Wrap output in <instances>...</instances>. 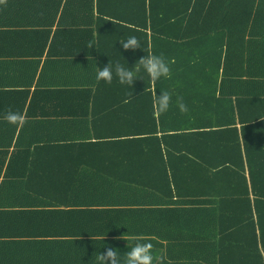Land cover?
<instances>
[{"label": "trees", "instance_id": "obj_1", "mask_svg": "<svg viewBox=\"0 0 264 264\" xmlns=\"http://www.w3.org/2000/svg\"><path fill=\"white\" fill-rule=\"evenodd\" d=\"M148 54L171 79L97 83ZM161 91L172 105L154 115ZM262 120L264 0H7L0 264H101L108 245L123 261L124 235L160 264H264Z\"/></svg>", "mask_w": 264, "mask_h": 264}, {"label": "clouds", "instance_id": "obj_2", "mask_svg": "<svg viewBox=\"0 0 264 264\" xmlns=\"http://www.w3.org/2000/svg\"><path fill=\"white\" fill-rule=\"evenodd\" d=\"M0 5L7 6V0H0ZM125 52L131 50L133 53L137 49H141V43L137 37L131 36L126 41H119ZM87 48L94 47V41H89ZM195 63V61H193ZM170 62L163 54H148L140 58L132 68L124 67L119 62L113 64L111 61L102 69L97 68L96 81L100 83L103 81L107 85L113 83L114 75L118 79L120 85H127L133 88L134 83L143 77L138 76V73L143 70L147 77L154 85L157 81L163 79H171L172 71L169 66ZM132 96V93L129 94ZM130 102L125 100V103ZM172 105V96L168 91H161L159 94H154L153 97V113L154 115L166 114ZM176 106L182 115L189 114V108L184 103L183 97L176 98ZM3 119L16 127H22L26 122V115L19 111H12L9 109L3 116ZM264 121V120H262ZM106 236L102 239L105 240ZM117 239L128 241L135 240V244L123 255H121L112 246H106V250L99 254V261L101 264H160L161 257H157L153 252V245L151 242H142L145 240L142 236L128 237L127 235L118 237Z\"/></svg>", "mask_w": 264, "mask_h": 264}]
</instances>
